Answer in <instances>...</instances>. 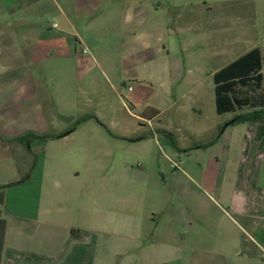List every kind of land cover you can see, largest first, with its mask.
<instances>
[{
  "label": "crops",
  "instance_id": "0c3cea01",
  "mask_svg": "<svg viewBox=\"0 0 264 264\" xmlns=\"http://www.w3.org/2000/svg\"><path fill=\"white\" fill-rule=\"evenodd\" d=\"M120 2L0 0V138L7 145L0 147V264L257 261L264 248V121L186 130L193 143L184 145L176 136L183 129L178 102L172 129L163 124L166 99L141 103L129 88L148 130L113 134L111 150L96 127L76 141L70 136L78 127L47 143L16 141L27 133L47 134L56 117L74 116L71 110L56 115L49 107H57L56 99L45 89L46 110L40 83L74 84L75 94L86 64L110 81L117 66L152 62L145 33L140 47L119 43L122 51L96 40L111 20H121L126 30L135 25L134 7ZM164 133L173 136L166 144L175 159L159 147ZM8 142L19 147L17 153L26 149L17 157ZM49 143L68 148L51 156L45 193L38 183L44 181V161H36L35 152ZM247 242L256 250L253 257L244 253Z\"/></svg>",
  "mask_w": 264,
  "mask_h": 264
},
{
  "label": "rangeland",
  "instance_id": "374dc122",
  "mask_svg": "<svg viewBox=\"0 0 264 264\" xmlns=\"http://www.w3.org/2000/svg\"><path fill=\"white\" fill-rule=\"evenodd\" d=\"M127 1L134 7L135 25L126 30L122 28L121 20H111L103 30L104 34L96 40L102 43L101 47L122 51L124 43L126 47H140L139 35L145 33L149 36L152 62L117 66L113 69L114 79L110 81L105 72L92 70L90 63L86 64L87 68L82 69L81 79L75 86V94L71 90L74 84L68 87L40 83L37 87L46 110L49 111L45 89L51 90L56 99L57 107L49 105L56 115L70 110L74 113V116L68 114V119L56 117L54 127L46 135H62L78 127L70 136L76 141L84 131L89 135L90 128L96 127L103 136V143L110 144L114 141H108V138L113 134L131 135L135 130V133H142V127L148 130L149 123L143 109H135L132 105L129 88L134 90L133 94L141 103L145 99L154 103L166 99L162 105L168 112L163 116V124L172 129H175V124L170 117L178 109V102L179 115H183L179 118L183 129L176 136L184 145L193 143V140H188L186 130L199 129L204 125L212 127L215 122L222 123L224 127L228 119H234L233 113L221 116L216 112L213 74L259 47L263 55L261 72L264 75V0H121L120 3ZM140 23H144L142 27H139ZM119 43L124 44L123 48ZM241 89L239 91L243 96L264 94V85L261 89L254 86ZM182 95H185L184 100H181ZM199 108L203 109V117L198 116ZM249 110H252L251 107L241 112ZM213 132L211 130V139L215 136ZM169 134H161L157 140L164 154L168 155L166 157L175 159L173 149L168 150L169 145L166 144L173 141V136ZM9 144L8 151L17 154V157L26 149L22 146L17 153L19 147ZM1 146L7 145L0 138ZM67 148L62 143H49L35 152V159H40V163L44 161V181L42 177L38 179L40 185L43 182V192L50 190L48 171L51 156ZM259 252L260 259H247L244 264H264V248ZM244 253L253 257L256 250L247 242Z\"/></svg>",
  "mask_w": 264,
  "mask_h": 264
},
{
  "label": "trees",
  "instance_id": "16d2710c",
  "mask_svg": "<svg viewBox=\"0 0 264 264\" xmlns=\"http://www.w3.org/2000/svg\"><path fill=\"white\" fill-rule=\"evenodd\" d=\"M262 65L263 57L261 51L259 48H255L230 63L228 66L218 70L213 75L217 114L223 115L226 113L240 112L234 117L231 123L232 125L242 122L264 121V94L243 96L239 91L241 88H248L251 86L261 89L264 85V75L261 72ZM247 107H251L252 110L241 112L242 109ZM56 137L57 136L46 134L37 135L34 133H27L16 138V141L30 144L32 140L46 142ZM34 165L35 163H33V166ZM29 176L30 174L27 177ZM25 179L7 186L18 185L24 182ZM73 233L74 231L72 234Z\"/></svg>",
  "mask_w": 264,
  "mask_h": 264
},
{
  "label": "water",
  "instance_id": "95a60500",
  "mask_svg": "<svg viewBox=\"0 0 264 264\" xmlns=\"http://www.w3.org/2000/svg\"><path fill=\"white\" fill-rule=\"evenodd\" d=\"M232 122H233V120H232L231 122L227 123V124L223 127V129L226 128L227 126H229Z\"/></svg>",
  "mask_w": 264,
  "mask_h": 264
},
{
  "label": "built area",
  "instance_id": "2783aa9c",
  "mask_svg": "<svg viewBox=\"0 0 264 264\" xmlns=\"http://www.w3.org/2000/svg\"><path fill=\"white\" fill-rule=\"evenodd\" d=\"M82 52H83V54H87V49L84 48Z\"/></svg>",
  "mask_w": 264,
  "mask_h": 264
}]
</instances>
